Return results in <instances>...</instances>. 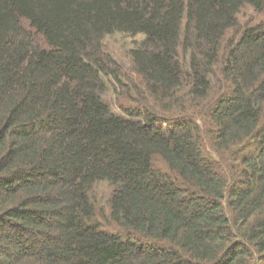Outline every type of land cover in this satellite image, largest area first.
Returning a JSON list of instances; mask_svg holds the SVG:
<instances>
[{
    "label": "trees",
    "instance_id": "16d2710c",
    "mask_svg": "<svg viewBox=\"0 0 264 264\" xmlns=\"http://www.w3.org/2000/svg\"><path fill=\"white\" fill-rule=\"evenodd\" d=\"M0 264H264V0H0Z\"/></svg>",
    "mask_w": 264,
    "mask_h": 264
},
{
    "label": "rangeland",
    "instance_id": "374dc122",
    "mask_svg": "<svg viewBox=\"0 0 264 264\" xmlns=\"http://www.w3.org/2000/svg\"><path fill=\"white\" fill-rule=\"evenodd\" d=\"M140 40L139 37L135 39L130 38H123L122 36H114L111 38H108L105 41V44L108 48V52L113 56L115 61L118 63V66L120 67L121 75H120V81L123 83L129 84V78H133V75L131 74V66L130 62L127 58V53L130 50V48L133 47V43H137ZM126 74L128 76L125 77ZM109 92L107 94L106 101L111 106V108L114 110L115 113L122 115V111L119 109L120 103L122 101H119L117 98V95L119 94V90L121 89V86L117 83H112L109 81ZM126 106H133L127 104ZM112 193V188L108 185L107 182H100L98 183L93 192V198L95 201V206L97 209V212L99 213L97 220L100 224H102V228L106 231L119 233V231L116 230V228L111 225V221L109 220V201Z\"/></svg>",
    "mask_w": 264,
    "mask_h": 264
}]
</instances>
